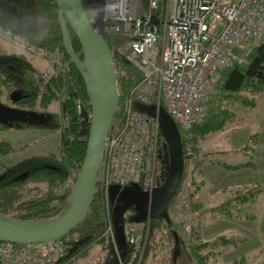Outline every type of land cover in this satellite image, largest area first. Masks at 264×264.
Returning a JSON list of instances; mask_svg holds the SVG:
<instances>
[{"label": "trees", "instance_id": "trees-1", "mask_svg": "<svg viewBox=\"0 0 264 264\" xmlns=\"http://www.w3.org/2000/svg\"><path fill=\"white\" fill-rule=\"evenodd\" d=\"M136 1L140 10L148 9L147 0ZM0 6L15 16V24L10 28L13 33L18 30L21 35L28 37L24 39L27 42L34 39L38 43V45L35 44L36 46L59 56L58 61L50 63L46 59L38 58L35 52L0 38V104L42 113L46 117L42 123L14 120L11 125H8L0 121V130L8 127H41L58 131V143L55 150L31 155L7 165L1 171L0 213L20 219H46L59 214L66 206L68 192L55 193L52 189L54 184L63 180L71 170L77 171L81 163L88 132V98L79 72L63 51L54 0H0ZM86 12L91 18L89 10ZM163 12V3L152 10L153 16H162ZM68 31L70 45L79 55V43L69 26ZM102 35L112 51L119 92V101L111 119L110 130L121 125L123 103L131 97V89L141 78V72L124 57V53L116 48L124 42L123 35L111 32H104ZM263 88L264 38L250 41L243 51L241 61H236L218 71L215 91L205 105V115L200 123L191 128L189 139L195 144V138L204 137L212 131L222 130L226 122L231 121L235 116L230 104L238 101L243 105H253L255 95ZM78 99L83 103L80 111H77L75 107ZM137 104L138 102H135L134 107L139 109L144 106L147 108L153 106L149 103ZM52 105L55 107H51ZM177 127L182 143L183 133L178 125ZM163 142L164 137L159 131L160 152H162ZM13 148L14 146L8 142L0 141L1 153L10 152ZM247 154L248 159L243 162L226 163L219 160L215 162L229 169L254 165L251 153ZM156 166V178L161 181L160 172L163 170V163L158 157ZM100 172L101 166L86 216L80 224L60 239L64 242L62 254L46 263L35 261L30 264H105L107 262L109 250L113 249V240L116 243L114 207L117 204L109 199V195H106L100 180ZM262 190V186L236 187L212 207V210L217 214L252 219L254 213L248 210V203ZM167 208V217L160 213L143 215L142 211L130 209L132 213L130 219L134 220V217L142 216L143 227L145 225L149 227V242L141 264H146L144 258L149 252L160 250L165 243H168V256L164 264H195L193 257L190 256L192 251L198 254L201 250L207 249V252L213 254L229 245H235L240 240L237 236L218 235L204 241L194 234L190 237L191 239L185 240L179 233L178 223L169 213V204ZM121 222L120 219V225ZM108 226H111L113 237L106 231ZM67 236L69 240H65ZM175 242L177 254L173 260ZM131 248L125 243L121 261L129 257ZM240 261L245 264L243 256L235 260L233 264H238Z\"/></svg>", "mask_w": 264, "mask_h": 264}, {"label": "built area", "instance_id": "built-area-1", "mask_svg": "<svg viewBox=\"0 0 264 264\" xmlns=\"http://www.w3.org/2000/svg\"><path fill=\"white\" fill-rule=\"evenodd\" d=\"M97 2L101 6L100 19L94 23L96 29L102 34L123 35L124 42L116 48L141 72L131 97L123 103L121 125L108 130L105 137L100 180L106 195L111 184L123 188L136 183L143 192H149L160 183L156 178L160 128L156 117L137 110L134 103L163 106L183 137L189 139L191 128L205 115L218 71L241 61L250 41L264 38V0H147V10H140L136 0H86L96 12ZM162 3L163 15L153 16L152 10ZM0 38L43 53L2 26ZM50 58L59 60L55 54ZM183 150V171L170 209L183 231L189 232L207 221L209 215L191 210L188 204L190 172L202 163L204 152H194L187 144ZM131 215L130 209L122 213L121 227L125 243L135 252L145 234L143 219L132 220ZM106 231L114 236L111 226ZM63 244L61 240L23 245L0 241V263H46L62 254ZM116 247L113 240V249ZM128 258L124 264H132ZM122 262L120 259L119 264Z\"/></svg>", "mask_w": 264, "mask_h": 264}, {"label": "water", "instance_id": "water-1", "mask_svg": "<svg viewBox=\"0 0 264 264\" xmlns=\"http://www.w3.org/2000/svg\"><path fill=\"white\" fill-rule=\"evenodd\" d=\"M54 2L63 51L79 72L88 98V132L84 154L68 190L63 211L40 220L20 219L0 213V241L20 245L60 240L82 222L94 195L104 153V140L119 101L117 71L112 51L102 33L94 26L92 18L87 15L86 0H54ZM1 8L0 26L10 30L13 25L10 20H15V16L7 12L5 8H3L5 10ZM68 26L79 43V55L70 45ZM14 33L28 39L18 30ZM31 42L38 45L34 39H31ZM141 108L146 114L156 117L164 137L162 152L158 154V158L163 163V170L160 173L161 183L151 191L142 193L128 192L131 188L134 190L138 188L136 183L123 188H119L117 184H111L108 187L109 199L118 202L114 207V232L117 247L109 250V257L105 264H119V260L124 255L125 241L119 221L130 202L136 203V210L142 211L143 215L160 213L167 217L168 203L175 193L183 171V150L175 121L163 106L153 105ZM136 109L142 111L139 107ZM0 112L7 113L6 119L3 114L4 117L0 121L8 125H11L14 120L42 123L46 119L42 113L2 104H0ZM141 219L142 216L134 217V220ZM176 254L177 243L175 242L173 260Z\"/></svg>", "mask_w": 264, "mask_h": 264}, {"label": "rangeland", "instance_id": "rangeland-1", "mask_svg": "<svg viewBox=\"0 0 264 264\" xmlns=\"http://www.w3.org/2000/svg\"><path fill=\"white\" fill-rule=\"evenodd\" d=\"M89 13L92 15L93 23L96 24L98 17H96L95 9L89 7ZM39 48L43 53H36L38 58L53 63L54 60L50 58V55L54 52H47L45 49ZM255 97L253 105H243L238 101L230 104L235 116L231 121L226 122L222 130L212 131L204 137L195 138V144L191 139L183 137L182 146L187 144L190 150H195L194 152H204L202 163L190 172L191 187L188 193V204L191 210L202 211V213L208 214L209 218L200 225L192 226L193 230L185 232L181 222L175 220L172 210L169 209L171 217L179 225L180 235L185 240L191 239L194 229L205 224L199 233L201 240H211L218 235H231L240 238L235 245H229L213 254L207 252V249L201 250L198 254L192 251L190 256L193 257L195 264H233L242 256L245 258V264H264V88ZM82 104L81 100L76 101L77 111L82 109ZM51 107H55V105ZM111 130L110 128L109 131ZM1 140L8 142L14 148L10 152H0V173L7 165L19 162L26 157L55 150L58 143V131L41 127H8L0 130ZM244 146L246 148H243ZM247 153H251L254 164L252 166L229 169L212 162L214 159H220L226 163L243 162L248 159ZM183 155L185 156L184 150ZM77 171L71 170L63 180L56 182L52 188L54 192H68V185L72 178L74 179ZM247 186L263 187V190L248 203V210L254 213V218L226 216L212 210V207L216 206L226 194L236 187ZM143 230L145 239H142L135 252L132 248L129 252L132 264H141L143 261L144 252L149 242V227L147 228L145 225ZM167 244L165 243L160 250L149 252L144 258V262L146 261V264H164V260L168 256ZM126 260L127 258L122 263L124 264ZM238 264H242L241 261Z\"/></svg>", "mask_w": 264, "mask_h": 264}, {"label": "flooded vegetation", "instance_id": "flooded-vegetation-1", "mask_svg": "<svg viewBox=\"0 0 264 264\" xmlns=\"http://www.w3.org/2000/svg\"><path fill=\"white\" fill-rule=\"evenodd\" d=\"M1 7V6H0ZM2 10H5V9H3V7L1 8ZM86 10L88 11L89 10V7L86 5ZM8 12V11H7ZM6 15V14H5ZM3 16V15H2ZM10 23L12 24L13 23V25L15 24V20H13V19H11L10 20ZM21 38H23L22 36H20ZM23 39H25V38H23ZM32 43V42H31ZM7 114V113H6ZM5 114V115H6ZM3 114H2V112H1V116H0V119H3ZM6 117L7 116H5V119H6ZM128 192H138V193H142L143 191H142V189L141 188H137L136 190H134V189H130ZM117 202V201H116ZM118 203V202H117ZM135 206H136V203H134V202H130V204L127 206V208H129V209H131V210H135V211H137V212H140V210L139 209H137L136 210V208H135Z\"/></svg>", "mask_w": 264, "mask_h": 264}, {"label": "crops", "instance_id": "crops-1", "mask_svg": "<svg viewBox=\"0 0 264 264\" xmlns=\"http://www.w3.org/2000/svg\"><path fill=\"white\" fill-rule=\"evenodd\" d=\"M245 147V146H244ZM243 147V148H244ZM221 161V162H225V161H222V160H220V159H214V161H212V162H215V161ZM215 163H217V162H215ZM202 183V182H201ZM221 201V200H220ZM204 226H205V224L203 225V226H201V227H196L195 229H194V235L196 236V235H198L199 236V233H200V231L204 228ZM199 238H200V236H199Z\"/></svg>", "mask_w": 264, "mask_h": 264}, {"label": "bare ground", "instance_id": "bare-ground-1", "mask_svg": "<svg viewBox=\"0 0 264 264\" xmlns=\"http://www.w3.org/2000/svg\"><path fill=\"white\" fill-rule=\"evenodd\" d=\"M100 3L99 2H97V8H98V11L96 12V17H98V19H100V16H99V14H98V12H99V10H100ZM159 153H160V150H159Z\"/></svg>", "mask_w": 264, "mask_h": 264}]
</instances>
